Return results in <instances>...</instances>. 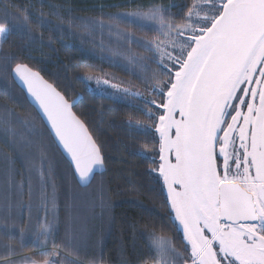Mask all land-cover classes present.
I'll use <instances>...</instances> for the list:
<instances>
[{"label": "snow or ice", "instance_id": "6c2138e0", "mask_svg": "<svg viewBox=\"0 0 264 264\" xmlns=\"http://www.w3.org/2000/svg\"><path fill=\"white\" fill-rule=\"evenodd\" d=\"M185 7L180 22L159 5L109 18L156 32L150 40L135 39L118 28L116 34L152 53L166 70L152 77L151 89L161 100L145 99L142 109L152 124L137 125L158 134L156 144L143 147L159 156L153 171L167 188L169 218L178 223L187 256L155 231L149 233V252L154 264H264V0H192ZM28 23V15L21 20L5 4L0 14V60L5 66L14 59L2 51L8 35ZM145 59L130 58L133 63ZM11 71L67 153L74 175L81 183L89 182L97 169L103 170L104 156L73 111L75 101L26 64L16 63ZM86 79L100 82L91 75ZM153 107L162 111L156 113ZM19 123L28 125L23 118ZM0 233L19 239L22 247L31 243L46 257L26 256L23 264H81L66 251L78 248L75 238H69L65 248L52 239L48 254L53 225L47 222L34 240L23 230L17 236L7 223L0 224ZM4 247L3 260L12 264L9 258L15 249Z\"/></svg>", "mask_w": 264, "mask_h": 264}, {"label": "trees", "instance_id": "16d2710c", "mask_svg": "<svg viewBox=\"0 0 264 264\" xmlns=\"http://www.w3.org/2000/svg\"><path fill=\"white\" fill-rule=\"evenodd\" d=\"M191 2L0 0V14L6 4L12 15L21 20L24 15L29 18V23L8 35L3 45V53L13 54L14 59L8 66L0 60V224L14 227L17 236L23 230L35 239L40 225L50 223L53 234L47 244L48 254L52 239L65 248L68 239L75 238L82 247L66 251L81 264H154L148 247L153 231L170 238L181 255L187 256L182 233L169 218L170 204L153 172L155 164L144 155L152 154L143 146L156 144L157 133L154 128L137 125V121L152 124L142 109L145 99L161 100L151 89L155 83L152 77L166 70L155 62L152 53L126 42L116 31L118 28L138 40H150L157 33L109 18L159 5L180 22ZM131 57L147 59L133 63ZM16 63L39 72L70 101L83 96L74 112L101 146L106 166V172L97 175L90 187L79 186L70 163L16 85L11 71ZM89 75L141 95L98 94L92 89L97 79L87 80ZM8 111L15 115L9 116ZM153 111L159 113L160 109L153 107ZM20 118L28 125L19 123ZM93 190L102 199L91 203L95 206L91 211L81 212L80 195ZM48 211L53 216L45 219ZM4 245L19 251L20 256L46 258L31 243L22 247L19 239L9 240L0 233V252L7 251Z\"/></svg>", "mask_w": 264, "mask_h": 264}, {"label": "rangeland", "instance_id": "374dc122", "mask_svg": "<svg viewBox=\"0 0 264 264\" xmlns=\"http://www.w3.org/2000/svg\"><path fill=\"white\" fill-rule=\"evenodd\" d=\"M143 23H148V22H143ZM157 59H158V57H157ZM99 81L100 82L98 83L97 80H95L94 84H96V87L92 88L93 91H95L98 94L112 95L113 97H124V96H127V95H131V94H126L123 91H117L116 89L112 88L111 85L114 84L112 82L108 81L109 82L108 84H104L103 83L104 80L100 79ZM88 83H90V81ZM90 86H92V85H90ZM119 88L120 89H125V88H122V87H119ZM129 93H131L130 90H129ZM160 111H162V110H160ZM157 142H158V134H157ZM144 155L149 156L152 159V161L154 162L155 166H154L153 169L158 168V164H159V156H158V154H156L155 152L152 151V154H148L147 152H145ZM153 172L160 179V181H161V183L163 185L164 191H165V193L167 195V188H166V186L163 183L162 177L159 176L158 171H153ZM95 194H96V190H93V192H87V193H83V194L80 195V198H79L80 208L79 209L83 210L81 212H85V209H87L88 211H91L95 207L91 203L92 202H96L97 203L98 201H100L102 199V198H98V196H96ZM169 204H170V202H169ZM52 213H53L52 211H48V213L45 214L44 218L48 219L49 217H52L53 216ZM81 215H82V217L84 216V214H82V213H81ZM172 215H174V213ZM75 220H79V218L76 217ZM82 223H83V220H82ZM176 225L179 228L178 223ZM78 245H81V247H82V243H81V241L79 242V240H78ZM2 249H5V248H2ZM5 256H7V251L2 250L0 252V264H6V262L3 260V257H5ZM23 257H26V256H23V255L20 256V252L15 250V255L11 256L9 258V260L12 262V264H23V260L22 259L20 260V258H23Z\"/></svg>", "mask_w": 264, "mask_h": 264}, {"label": "water", "instance_id": "95a60500", "mask_svg": "<svg viewBox=\"0 0 264 264\" xmlns=\"http://www.w3.org/2000/svg\"><path fill=\"white\" fill-rule=\"evenodd\" d=\"M29 68H30V67H29ZM33 71H34V70H33ZM12 75H13V79H14L16 85H17V86H18V87L24 92V94H25L26 97H27L28 102L32 105V107H33V108L36 110V112L38 113V109H37L36 106L34 105V103H33V101H32V98L27 94L26 88H24V87L22 86L21 82H19L17 79L14 78V74H12ZM40 75H41V74H40ZM41 77H43V76L41 75ZM43 79L46 80L44 77H43ZM46 81H47V80H46ZM47 82L50 83L49 81H47ZM50 84H51V83H50ZM52 85H53V84H52ZM56 89H57V88H56ZM57 90H58V89H57ZM58 91H59V90H58ZM82 100H83V96H80L79 98H77L76 100H74V101H75V104H74V107H73V111H74V109L80 104V102H81ZM76 115H77V114H76ZM39 116H40L41 119H42V116H41V115H39ZM43 122H44L45 126L47 127L48 131L50 132V128L47 126V122H46V120H43ZM88 130H89V129H88ZM89 132H90V131H89ZM90 134H91V133H90ZM51 136H52V135H51ZM52 138H53L54 142L56 143V145H57L58 149L60 150V152L63 154V156L66 158V160L70 163V165H71V167H72V169H73V172H74V166L71 164L70 158L68 157L67 153L64 152L62 146H60V145L58 144V142L55 140L54 136H52ZM105 172H106V166H105V161H104V168H103V170L97 169L96 172H95L94 178H92L89 182H87V183H81V182H79L78 177H77L76 175H75V178H76L77 183L79 184L80 187H82V188H88V187H90V186L92 185V183L94 182L95 177H96L97 175H103Z\"/></svg>", "mask_w": 264, "mask_h": 264}]
</instances>
